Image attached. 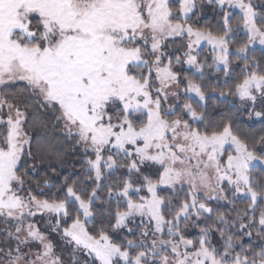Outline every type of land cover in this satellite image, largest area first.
<instances>
[{"label": "snow or ice", "instance_id": "obj_1", "mask_svg": "<svg viewBox=\"0 0 264 264\" xmlns=\"http://www.w3.org/2000/svg\"><path fill=\"white\" fill-rule=\"evenodd\" d=\"M257 121L264 0H0V264H264Z\"/></svg>", "mask_w": 264, "mask_h": 264}, {"label": "trees", "instance_id": "obj_2", "mask_svg": "<svg viewBox=\"0 0 264 264\" xmlns=\"http://www.w3.org/2000/svg\"><path fill=\"white\" fill-rule=\"evenodd\" d=\"M259 48L257 47V55H259ZM208 53V50L204 47L203 49V53ZM231 83V81H230ZM250 126L249 125H243V129L245 131V133L251 138L252 136H254L255 134L257 133H260L262 130H264V124L260 123L259 121L255 122V123H252V122H249ZM40 135H43V133L41 132ZM50 135V133H49ZM256 172H259V170H255ZM258 178H261V179H264V177H258Z\"/></svg>", "mask_w": 264, "mask_h": 264}, {"label": "rangeland", "instance_id": "obj_3", "mask_svg": "<svg viewBox=\"0 0 264 264\" xmlns=\"http://www.w3.org/2000/svg\"><path fill=\"white\" fill-rule=\"evenodd\" d=\"M253 2L256 3V4H259L260 3V0H253ZM204 47L208 50V52L210 51V46H208V45L205 44ZM257 47L259 48L258 45H257Z\"/></svg>", "mask_w": 264, "mask_h": 264}]
</instances>
